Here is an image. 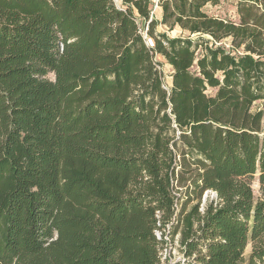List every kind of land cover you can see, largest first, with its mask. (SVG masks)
I'll list each match as a JSON object with an SVG mask.
<instances>
[{
	"label": "trees",
	"instance_id": "1",
	"mask_svg": "<svg viewBox=\"0 0 264 264\" xmlns=\"http://www.w3.org/2000/svg\"><path fill=\"white\" fill-rule=\"evenodd\" d=\"M218 3L0 0V264H164L167 226L185 264H264V0Z\"/></svg>",
	"mask_w": 264,
	"mask_h": 264
},
{
	"label": "rangeland",
	"instance_id": "2",
	"mask_svg": "<svg viewBox=\"0 0 264 264\" xmlns=\"http://www.w3.org/2000/svg\"><path fill=\"white\" fill-rule=\"evenodd\" d=\"M116 1V5L120 6L122 3V0H115ZM154 1V5L152 7V14L155 18H158V20H160L159 18V11H158V6L155 4L157 2V0H153ZM239 0H219V3L216 5H206L204 7V11L210 15V16H214L217 18H221V19H225V20H230V21H237V14H236V5L238 3ZM145 25H143V23H140V28H144ZM162 32H166L167 35L169 37H176L178 35H181V31L178 28H175L172 31H166V28L163 26H158L156 28V33H162ZM157 61L159 62V66L162 69V75H163V82L165 86H171V69L169 67V65L166 64L165 61H162L161 59H159V56L156 57ZM48 78L52 79V75H48ZM208 93L212 92L209 90ZM261 106V102H256L253 106V109H257ZM247 185L251 191V198H252V208H254L255 206L258 205V203L262 200L263 196H262V192L260 190V185L258 184L257 181V176L253 177L252 179H250L249 181H247ZM249 231V225H245V226H240L237 227L233 230V234H235L236 236H241L243 233H248ZM162 238V236H160ZM165 243H162L160 245V252L166 257L167 260H169L170 262H175L179 257H180V251L178 249V246L176 244V239L174 240V242H170V241H166L164 240ZM251 252V244L248 243L245 247L244 250V258L247 260L249 254Z\"/></svg>",
	"mask_w": 264,
	"mask_h": 264
},
{
	"label": "built area",
	"instance_id": "3",
	"mask_svg": "<svg viewBox=\"0 0 264 264\" xmlns=\"http://www.w3.org/2000/svg\"><path fill=\"white\" fill-rule=\"evenodd\" d=\"M140 33L142 34L143 38H144V41H145V44L148 48H153V42L151 40V38H149L147 36V28L146 26L144 28H140ZM156 68L159 70V71H162V69L160 68V66L156 65ZM168 86H166L165 88H167ZM206 197H209V199H216V195L214 192H211V191H208L205 193L204 195V198ZM168 230H169V227L167 226L166 230L164 231V235H162V231H158L156 230L155 231V236L157 239H161L160 236H162V239L163 240H166V241H169V236H168ZM160 256H161V262L164 263V264H185L184 262V258L180 255V257L175 261V262H170L169 260L166 259V257L160 252Z\"/></svg>",
	"mask_w": 264,
	"mask_h": 264
},
{
	"label": "crops",
	"instance_id": "4",
	"mask_svg": "<svg viewBox=\"0 0 264 264\" xmlns=\"http://www.w3.org/2000/svg\"><path fill=\"white\" fill-rule=\"evenodd\" d=\"M157 8H158V11H159V13H158L159 14V17H160L159 19H161V9H160V7H157ZM156 19L158 20V18H156ZM159 59H161L162 61H164L163 58H161V57H159ZM170 69H171V67H170Z\"/></svg>",
	"mask_w": 264,
	"mask_h": 264
},
{
	"label": "water",
	"instance_id": "5",
	"mask_svg": "<svg viewBox=\"0 0 264 264\" xmlns=\"http://www.w3.org/2000/svg\"><path fill=\"white\" fill-rule=\"evenodd\" d=\"M115 3H116V1L115 0H113Z\"/></svg>",
	"mask_w": 264,
	"mask_h": 264
}]
</instances>
